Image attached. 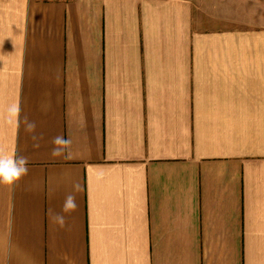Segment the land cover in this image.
<instances>
[{
    "label": "crops",
    "instance_id": "0c3cea01",
    "mask_svg": "<svg viewBox=\"0 0 264 264\" xmlns=\"http://www.w3.org/2000/svg\"><path fill=\"white\" fill-rule=\"evenodd\" d=\"M0 155V264H264V0H0Z\"/></svg>",
    "mask_w": 264,
    "mask_h": 264
},
{
    "label": "clouds",
    "instance_id": "9594fccd",
    "mask_svg": "<svg viewBox=\"0 0 264 264\" xmlns=\"http://www.w3.org/2000/svg\"><path fill=\"white\" fill-rule=\"evenodd\" d=\"M11 116L18 117L20 112L19 103L13 104L8 109ZM35 123L27 122V130L34 131ZM36 139V137H33ZM52 143L58 147H54L52 150L53 156H59L63 153L64 149L68 148L71 144L70 139H64L63 136H56L53 138ZM37 147L39 145H36ZM27 163L28 160L24 156L13 155L6 157L0 155V183L6 185H13L19 181L22 176L27 174ZM77 208L76 199L73 194H68L65 197L64 204L62 206V212L68 213L74 211ZM51 218L57 222L60 226L65 224V218L60 213H54L51 209L49 210Z\"/></svg>",
    "mask_w": 264,
    "mask_h": 264
}]
</instances>
